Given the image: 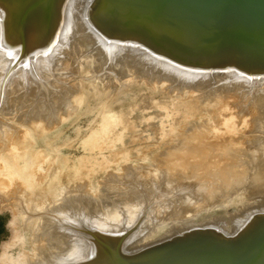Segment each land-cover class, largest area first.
Masks as SVG:
<instances>
[{"label": "bare ground", "instance_id": "6f19581e", "mask_svg": "<svg viewBox=\"0 0 264 264\" xmlns=\"http://www.w3.org/2000/svg\"><path fill=\"white\" fill-rule=\"evenodd\" d=\"M115 5V0H0V125L15 130L9 120L19 122L18 136L25 123L32 133H54L77 116L68 108L77 113L86 102L81 88L106 97L135 85L185 92L188 107L202 106L212 116L183 127L163 150L156 145L159 152L148 155L152 163L127 164L96 189L84 175L71 183L69 174L56 194L44 190L47 185L42 190L41 184L35 189L17 184L19 195H12L13 181L0 174V191L11 195L0 193V203L18 197L16 207L24 211L20 207L17 214L32 232L28 264H115V254L127 264L141 258L147 264L143 256L182 238L209 231L235 239L264 217V67H244L235 54L232 65L191 66L155 37L151 23L137 25L136 14L119 7L110 12ZM234 96L250 105H233ZM249 122L252 136L245 126L237 130ZM5 154L0 163L9 165L15 155ZM233 203L242 204L240 212L221 210Z\"/></svg>", "mask_w": 264, "mask_h": 264}, {"label": "rangeland", "instance_id": "374dc122", "mask_svg": "<svg viewBox=\"0 0 264 264\" xmlns=\"http://www.w3.org/2000/svg\"><path fill=\"white\" fill-rule=\"evenodd\" d=\"M69 80H71V78H69ZM132 88H128L129 90L123 89L121 92L117 91L114 94L113 92L106 90L108 91L106 92V97L108 98L104 97L105 95H102L101 93L95 94L94 90L90 91L81 88L79 93L81 91L84 93L86 100H83V98L82 100L86 102H84L80 108H77V113H75L76 108L74 109L73 107L72 109L68 108L66 111L67 113H70V116L71 112L77 114V116L73 117L69 124L60 128L56 127L58 124L57 121L54 123V126H50L51 128L49 129L52 131L54 127H56L53 130L56 132L51 133L48 131L50 134L47 132L45 134L44 131L43 134L45 136H42V133H32V126L28 127L29 124L26 123L27 126H24L25 124L22 126L23 131L21 132V135L18 136L17 133H20L22 129L20 127L22 124L20 125L19 122L14 123V119H11L9 120V123H12L11 125L14 126V129L18 130L15 127H19L20 129L18 130L19 132H16L10 127L16 132L15 138L13 131L11 132L12 135L10 134L9 131L11 130H9V127L4 128L3 125H5L6 122L5 124H2L1 122V125L4 128L3 130L6 129L9 131L6 132L5 130V133L0 132V134L2 133L0 135V143L1 141L5 142V144L1 143L0 145L2 148V144L5 147L3 149L0 148V153L3 155L5 153L10 154L11 152V154L15 156L11 159L9 157V165L5 164L6 161L0 163L2 166L0 174H4V177H1V175L0 177L7 179L5 181L8 182L13 181L14 184L11 182L9 185L12 186L13 184L15 188H12L15 190L17 184L32 189H35L33 186L37 188L42 185L40 187L42 190L44 187L46 188L47 185V188L44 190H47L50 187V193L56 194L57 191L55 190H57L58 187L67 184L68 180L66 179L69 174L71 175V183L77 176L84 175L86 177L85 179L89 180V186L92 189H96L98 184L105 179L107 174L110 172H122L127 164L140 165L152 163L150 162L152 161L151 157H153L152 154L157 152V146L160 145L159 148L162 147L161 150H163L165 145L164 142L169 143V140L171 142V137L173 136L174 138L178 133L183 132V127L186 128V126L188 127L190 124L193 125L195 120H208L212 116H210L208 112L206 113V111L203 110L205 108H202V106L199 108L195 105L196 109L188 107L186 105L188 97L185 92H180L179 94L174 91L172 92L168 90L167 92V90L154 89L152 86L142 87L139 85H135ZM238 99H240V101ZM231 102L236 106L240 103L241 106L244 102L245 107L250 105L249 103H246L245 99H241L237 96L233 98ZM233 102H236V104ZM240 106L238 105L239 108ZM66 112H64V115H66ZM205 113L206 115H204ZM203 115L209 117L205 119ZM108 117L110 119H108ZM211 123L215 125L216 121L213 120ZM252 124L253 123L249 122L248 124L245 123L243 126H236V128L237 130L242 129L243 131L242 127H248L247 129L244 127V130H246L244 132L249 131L247 135L249 134L248 136H252ZM1 125L0 131H3ZM30 125L32 124L30 123ZM25 128L30 130L32 133L31 137L29 136L31 133L29 135L28 133H25ZM27 129L25 130L28 131ZM3 134L6 136L5 141L2 140L4 139ZM9 134L14 137V139H11ZM23 134L26 137H24ZM33 134L35 136H33ZM8 137L10 138L8 139ZM160 141L161 143H159ZM24 144L25 146H23ZM153 149H155V151H153ZM159 150L160 149H158V152ZM13 162L17 163L14 164ZM5 165L8 167H5ZM17 168L18 170L16 172L15 169ZM57 176L58 179L54 181ZM9 178L11 180H9ZM22 178L25 181H23ZM26 180L32 185L29 186V182ZM5 181H3L4 185H7L8 182ZM34 183H37V186L34 185ZM13 189L12 191L10 190V192H13ZM5 191L7 190H4V192ZM18 191L16 190V192L11 194H16ZM4 192L3 189L2 192L0 191L1 196H11L10 194L6 195ZM7 193H9V191H7ZM15 198V196L7 197V199H3L4 201H1L0 203L5 206V208L1 207L0 210V264H21V261L23 264L25 261L27 263V256L32 253L30 251H33V243L29 241L32 235V232L30 231L31 229H29V226L26 227L27 229L25 228L23 217L17 214V211L22 212V209L24 211V208L23 206H20L22 209L16 207L20 204L21 200L19 199L20 201H18L17 197V200L15 201ZM250 201L251 200H249V203L252 204L253 201L252 203ZM232 205L225 204V206L228 207L224 206L221 210L228 212L230 215L240 212L242 204L239 206L237 203L235 205L233 203ZM203 215H200V217H203ZM28 251L29 253H27ZM23 259H25V261Z\"/></svg>", "mask_w": 264, "mask_h": 264}, {"label": "water", "instance_id": "95a60500", "mask_svg": "<svg viewBox=\"0 0 264 264\" xmlns=\"http://www.w3.org/2000/svg\"><path fill=\"white\" fill-rule=\"evenodd\" d=\"M115 3L110 12L121 8L136 14L137 25H146L144 22L148 21L155 37L191 66H218L220 61L232 65L230 55L235 54L241 57L244 67L255 68L251 63L264 67V0H115ZM141 10H148L151 15ZM201 234L182 238L175 245L143 257L147 264H264V217L235 239L209 231ZM115 256V264H127L120 254ZM136 264H144V260L141 258Z\"/></svg>", "mask_w": 264, "mask_h": 264}]
</instances>
